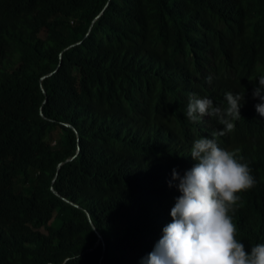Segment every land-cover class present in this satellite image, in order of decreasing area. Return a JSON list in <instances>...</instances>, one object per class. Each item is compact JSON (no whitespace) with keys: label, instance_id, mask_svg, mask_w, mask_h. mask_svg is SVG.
Segmentation results:
<instances>
[{"label":"trees","instance_id":"16d2710c","mask_svg":"<svg viewBox=\"0 0 264 264\" xmlns=\"http://www.w3.org/2000/svg\"><path fill=\"white\" fill-rule=\"evenodd\" d=\"M262 74L264 0H0V264H141L196 163L182 145L223 128L187 119L191 94H244L216 140L256 180L236 238L264 244Z\"/></svg>","mask_w":264,"mask_h":264},{"label":"clouds","instance_id":"9594fccd","mask_svg":"<svg viewBox=\"0 0 264 264\" xmlns=\"http://www.w3.org/2000/svg\"><path fill=\"white\" fill-rule=\"evenodd\" d=\"M257 78L259 87L252 95L260 101L255 105L256 112L264 117V74ZM211 79L207 78L209 83ZM225 99L226 108L214 105L210 98L190 95L187 119L198 122L214 117L223 128L214 131L212 138L194 137L182 145L181 156L196 163L183 176L173 169L172 179L178 181L181 195L171 209V223L163 228L162 238L141 264H264V244L248 251L236 238L231 213L239 206L241 193L255 187L256 180L248 164L238 156L239 149L222 148L216 140L232 132L234 122L241 118L244 94L229 92Z\"/></svg>","mask_w":264,"mask_h":264},{"label":"rangeland","instance_id":"374dc122","mask_svg":"<svg viewBox=\"0 0 264 264\" xmlns=\"http://www.w3.org/2000/svg\"><path fill=\"white\" fill-rule=\"evenodd\" d=\"M39 35H40V36H43V35H44V30L41 31Z\"/></svg>","mask_w":264,"mask_h":264},{"label":"water","instance_id":"95a60500","mask_svg":"<svg viewBox=\"0 0 264 264\" xmlns=\"http://www.w3.org/2000/svg\"><path fill=\"white\" fill-rule=\"evenodd\" d=\"M56 192V191H55ZM98 237L100 238V239H102V237H101V235L100 234H98Z\"/></svg>","mask_w":264,"mask_h":264}]
</instances>
